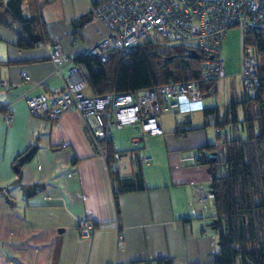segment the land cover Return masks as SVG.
Wrapping results in <instances>:
<instances>
[{"label":"crops","instance_id":"0c3cea01","mask_svg":"<svg viewBox=\"0 0 264 264\" xmlns=\"http://www.w3.org/2000/svg\"><path fill=\"white\" fill-rule=\"evenodd\" d=\"M22 13L66 60L75 61L105 32L100 22L79 24L91 14L89 0H23ZM19 41L16 31L0 26V264H213L220 250L215 210L198 200L212 194L214 171L207 163H181L184 152L214 144L205 112L202 124L195 114L179 123L167 112L175 122L162 120V136L136 144L138 134H131L128 150L115 137L110 164L108 145L94 142L79 110L58 123L30 115L27 99L63 91L67 69L55 74L43 41L33 48ZM206 101V108L215 106ZM32 151L20 165L19 157ZM113 170L126 181L140 174L145 187L119 195V213ZM82 221L94 224L89 237L80 232Z\"/></svg>","mask_w":264,"mask_h":264},{"label":"built area","instance_id":"2783aa9c","mask_svg":"<svg viewBox=\"0 0 264 264\" xmlns=\"http://www.w3.org/2000/svg\"><path fill=\"white\" fill-rule=\"evenodd\" d=\"M89 1L91 20L102 23L105 32L83 55L106 63L112 54L131 52L145 41L161 45L195 41L196 48L204 55L197 81L169 83L134 93L113 92L95 96L88 93L90 75L87 67L66 60L57 42L43 41L41 45L50 47L49 59L55 65V74L60 76L66 68L67 75L64 77V89L60 93L53 96L43 93L27 99L30 115L40 118L48 114L51 121L58 123L63 115L77 109L99 147H107L112 140V128L141 127V134L135 142L142 144L147 135H163V113H176V120L181 123L185 116L205 112L201 84L212 83L217 88L227 78L221 50L228 31L239 27L242 35L246 32L264 35V0ZM24 77L30 81L27 75ZM239 77L246 92L260 88L264 82L256 48L243 49ZM1 87H5V84L1 83ZM216 90L218 93L219 89ZM215 100H218L217 96ZM213 108H218L217 104ZM216 116L209 115L208 121L215 122ZM5 118L11 124V115L6 114ZM217 135L221 136L219 129ZM104 156L108 158L105 152ZM210 157L207 151L189 150L181 155V163L199 166ZM142 162L149 163L150 159L143 158ZM198 202L203 208H214L215 196H201ZM93 227L92 222L82 221L80 232L84 237H89ZM118 240L121 243L123 236L119 235Z\"/></svg>","mask_w":264,"mask_h":264},{"label":"trees","instance_id":"16d2710c","mask_svg":"<svg viewBox=\"0 0 264 264\" xmlns=\"http://www.w3.org/2000/svg\"><path fill=\"white\" fill-rule=\"evenodd\" d=\"M23 0H0V26L16 31L20 36L21 48H33L43 39L36 34L32 20L22 13ZM91 21V14L79 20L83 25ZM160 43L142 42L133 51L112 54L110 60L102 63L98 58L81 55L75 62L83 64L89 71V90L95 96L113 92L134 93L164 86L169 83H187L199 80V65L204 58L196 46L179 45L169 55L162 54ZM244 49H257L264 74V35L246 32L243 37ZM205 99L217 93L216 84L202 83ZM264 82L255 90L251 101L258 110L254 115L245 110V122H239L236 105H231L225 114L219 107H207V122L216 129L231 128L232 132L243 130L245 140L227 139L225 158L219 157L218 146L206 145L200 151H207L210 158L202 164H210L214 171L212 194L215 196L213 227L218 234L220 250L213 264H264ZM216 114V121H208V116ZM113 140V139H112ZM112 140L109 142L108 158L112 163ZM256 143L255 151L252 143ZM35 151L19 157L20 165L27 163ZM257 152V153H256ZM113 182L118 186L114 198L119 213V195L143 190L140 174L134 180L126 181L120 174L111 172ZM139 177V178H138ZM140 264V263H132ZM157 264H173L172 260H158Z\"/></svg>","mask_w":264,"mask_h":264},{"label":"rangeland","instance_id":"374dc122","mask_svg":"<svg viewBox=\"0 0 264 264\" xmlns=\"http://www.w3.org/2000/svg\"><path fill=\"white\" fill-rule=\"evenodd\" d=\"M243 37L242 32L239 27L231 28L227 33V38L225 39L222 50H221V59L225 62V71L227 78L221 82V84L217 87L219 92L213 95L210 98V101H206V104L216 105L219 107L220 114H225L231 105H236L237 107V116L239 122H245V110L249 113H256L258 110L257 106L254 102L245 103L247 100H250L255 95L254 91L246 92L243 89V86L240 81L239 72L241 66V56L243 52ZM188 45L195 46V41H187L182 43H169L164 44L163 50H159L160 53L169 55L172 53V50L178 47L179 45ZM260 58V57H259ZM218 97V100H215V97ZM194 122L198 124H202L204 122L203 115L201 113L195 114ZM171 113L163 114L162 120L163 122H175V119L172 118ZM140 129V130H139ZM112 139L116 137L118 141L122 138V143L124 146V150H128L132 148L127 137L131 134H141V127L139 126H127L123 129L112 128ZM210 141L215 145L219 144L221 146L219 149V157L221 159L225 158V146L223 145L225 141V137L227 139L240 138L245 140V132L243 130H238L237 132H232L231 128H226L221 131V136L217 135V129L214 125H211L207 128ZM114 136V137H113ZM151 137L150 135H147ZM147 136L145 140H147ZM160 137V136H159ZM254 149H257L256 143H252ZM255 149V151H256ZM257 153V152H256Z\"/></svg>","mask_w":264,"mask_h":264}]
</instances>
